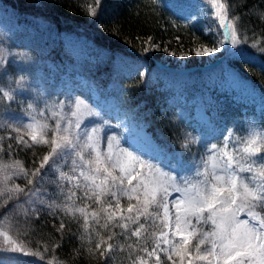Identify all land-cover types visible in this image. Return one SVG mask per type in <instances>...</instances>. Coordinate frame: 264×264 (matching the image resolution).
<instances>
[{"label": "snow or ice", "instance_id": "snow-or-ice-1", "mask_svg": "<svg viewBox=\"0 0 264 264\" xmlns=\"http://www.w3.org/2000/svg\"><path fill=\"white\" fill-rule=\"evenodd\" d=\"M96 3L99 6L101 0H96ZM219 8L225 10L223 15L226 16L227 6L221 3ZM89 14L94 16L97 13ZM220 27L224 29V39L218 42L221 46L230 42L235 49L246 42L241 39L232 20L221 18ZM149 50L144 49L145 52ZM219 51L220 47H205L203 54L211 55ZM0 52H7V57L14 55L2 45ZM7 57H4L5 62ZM3 68L4 64L0 63V69ZM16 85L21 91L32 93L37 103L47 100L38 85L29 83L27 76L18 77ZM16 95V89L0 88V102L13 101ZM22 103L25 105L22 117L14 122L4 121L10 130L8 139H13L12 133L15 131L17 145H29L30 140L32 144H50V151L30 173L19 161L11 165L17 169L13 175L25 178L27 185L21 187L17 184L6 188L8 200L4 207L15 200L17 204L28 205L29 211L37 217L42 211L52 209L54 201L49 202L44 198L47 189L42 187L46 183V170H52L56 173V179L51 183L67 200L76 196V192L70 189L65 192L67 186L74 182L76 188L83 190L85 197L91 193L97 203L101 201V197L110 196L116 202V208H120V199L127 197L128 216L121 215V220L137 224L141 216L145 219L159 218L162 227L158 235L153 233L155 247L151 252H147L145 248L148 256L156 257V264H162L160 254L166 256L172 264H176L174 256L179 257L180 264H184L186 258L187 264H264V128L257 130L255 121L248 122V135L235 139L231 150L229 144L233 140V130L230 129L229 135L224 136L222 141L223 147H218L217 144L207 147L211 164L209 158H202L199 164L194 163L181 174L179 170L183 168V153L179 158L173 157L177 160L173 169L163 159L154 162V159H146L142 154L127 148L108 150L112 148L111 135L106 137L107 148L98 146L94 134L106 126L107 122L98 127L89 126L81 119H77L75 123L71 119L63 123L58 121L51 130L49 141L46 138L49 126L32 115L31 100ZM56 103L62 109L79 110L82 99L65 94L62 99L57 97ZM85 108V112L79 113L82 117L101 114L100 105L87 104ZM45 111L46 108L41 109V115ZM71 115L76 116L77 111H73ZM25 120L28 122L25 123ZM37 127L39 134L32 131ZM22 129L29 130L28 139L19 135ZM2 147L0 145V149ZM11 147L10 144L9 150ZM182 147L187 150L189 145L184 143ZM65 167L70 172H65ZM242 173L248 175H241ZM81 178L86 183H82ZM173 193L177 195L173 197ZM169 197L173 198L169 200ZM133 199L137 201L136 205L131 203ZM149 209L157 211L153 213ZM75 211L83 213V209ZM133 213L136 214L135 219ZM241 213L247 218H242ZM85 220L87 221V215ZM202 225L210 227L205 229ZM120 227L126 230L128 224H121ZM63 228L62 223L61 229ZM144 228V224H139L131 235L141 237ZM0 235L5 242L11 241L7 232H0ZM100 248L101 244L97 243L96 249ZM112 249L113 245L109 243L107 249L99 254L107 259L106 254ZM9 250L17 252L22 249L13 246Z\"/></svg>", "mask_w": 264, "mask_h": 264}, {"label": "trees", "instance_id": "trees-1", "mask_svg": "<svg viewBox=\"0 0 264 264\" xmlns=\"http://www.w3.org/2000/svg\"><path fill=\"white\" fill-rule=\"evenodd\" d=\"M0 1L10 5L13 10L16 9L15 13L21 15L29 24L34 20L41 21L58 32L75 33L85 37L99 49L106 50L108 56L94 58L89 63L83 60L79 72L87 81L92 82L102 95L113 96L117 105L125 112L132 113L137 120H142L147 132L159 146L173 154L177 153L179 157L183 153V168L179 170L181 173L194 164L196 154L193 153V147L189 145L185 150L179 136L184 128L192 129L198 126L189 127V121L179 120L171 113L167 115L160 110V100L165 90L159 88L160 82L150 80L145 70L131 68L126 73L116 74L117 68L111 61L110 53L138 59L146 69H152L157 62L166 63L162 58V51L191 55L196 45L212 42L209 34L168 11L163 5V0H104L103 7L94 17L89 14L90 4L96 0ZM221 2L227 6L228 20L234 18L240 35L256 45H253L255 49H248V52L264 61V0ZM145 48L150 50L145 52ZM56 54L61 57L59 52ZM227 60L228 65L250 79L264 94L263 69L240 56L228 57ZM4 73L2 72L3 76L0 75V81ZM109 83L111 85L107 87ZM195 84L194 81L182 90L185 103L179 108L186 111L187 115L194 112ZM5 106L4 101L0 102V111L4 110ZM46 138L51 140V129ZM0 145L3 146L0 149V162L19 161L29 173L39 166L43 156L50 151V144H32L30 141L29 145H17L15 137L9 140L4 129H0ZM14 183L25 187L27 180L16 176ZM53 193V208L42 211L37 217L33 213L20 210L21 204H17L15 200L8 202L7 207H4L8 194L6 188L0 192V219H6L10 233L26 246L20 255H5L14 263L142 264V256L155 246L153 233L157 234L158 231L146 228L151 220L142 218L139 223L144 224L145 228L141 237L132 236L134 229L131 225L127 223L128 228L122 229L120 225L125 224L124 221L108 213L106 207L111 201L110 196L101 197V201L97 203L93 195L84 201L75 196L67 200L55 187ZM76 209H83V213L75 211ZM93 213L96 215L93 216ZM97 243L101 244L103 249L109 243L113 245L107 259L100 256L101 248L96 249ZM173 259L176 264H180L179 257L174 256ZM160 260L162 264H172L163 254Z\"/></svg>", "mask_w": 264, "mask_h": 264}, {"label": "rangeland", "instance_id": "rangeland-1", "mask_svg": "<svg viewBox=\"0 0 264 264\" xmlns=\"http://www.w3.org/2000/svg\"><path fill=\"white\" fill-rule=\"evenodd\" d=\"M103 2L104 0H101L99 6H97L96 1L91 3L90 12L98 14L103 7ZM163 3L168 11L209 34L212 42L196 45L191 55L162 51V58L166 63L164 65L158 63L152 69H146V66L138 59H131L119 53H110L111 61L117 68L116 74L126 73L131 68H139L146 71V75L150 80L160 82L159 88L165 90L160 100V104H162L160 110L166 114L171 113L179 120L193 118V124L202 126L200 129L203 128V133L200 134L198 129L189 130L184 128L179 138L182 144L187 143L193 147V153L196 154L195 164H199L202 158H209L211 164L212 161L207 147H210L211 144L223 147L222 141L224 136L229 135L228 130H233V140L229 144V150H231L235 139H242L248 135L249 121H255L257 130L264 128V95L237 69L227 65V58L240 56L253 60L263 69L264 61L257 60L253 54L248 52V49L256 48L253 46L255 44L248 42L241 35V39L246 42L238 45L235 49L230 42L225 43L223 46L218 43L224 39V29L220 27L221 18L228 20L227 15H223L225 10L219 8V4L222 3L221 0H163ZM14 10L16 11V9ZM14 10L10 5H5L0 1V45L14 54L7 57V52H0V63L4 64V68L0 69V75L5 72L2 81H0V88L5 90L16 89L17 93L15 100L4 101L6 106L4 110L0 111V129H4L8 134L10 130L5 126L4 121L14 122L19 120L25 110L22 101L31 100L33 104L32 115L41 123L48 124L51 130L55 128L58 121L63 123L69 119L73 123L77 119H81L89 126L96 125L98 127L107 122L106 126L94 134L98 146L107 148L106 137L111 135L113 136L112 148L108 150L127 148L142 154L146 159H154V162L163 159L169 168H175L177 160L173 159L168 150H162L157 146L145 130L141 120H137L132 113H127L118 107L117 102L111 96L102 97L99 89L79 74L83 60L89 63L94 58L108 56L106 50L99 49L85 37H80L75 33L58 32L41 21L34 20L33 23L29 24ZM230 20L237 28L234 18ZM214 46L220 47V51L211 55L203 54L205 47L211 48ZM58 52L61 57H57L56 53ZM197 53L201 54L198 55ZM4 57H7L6 62ZM169 63L173 65H169ZM194 65H200L201 67L189 68ZM25 67L27 68L25 69ZM21 75L27 76L29 83L38 85L39 90L47 97V100L37 103L32 93L23 92L17 88L16 80ZM194 81L196 82V85L193 86L196 89V95L193 98L194 112L192 115H187L186 111L179 108L182 103L180 91L182 86H188ZM108 86H110V83ZM65 94L81 97L82 103L79 110L75 108L62 109L56 103V98L60 97L62 99ZM87 104L100 105V116H80V112L86 111L85 105ZM44 108H46V111L41 115V109ZM73 111H77L76 116L71 115ZM27 122L25 120V123ZM32 131L39 134L38 127ZM12 135L16 137L17 133L13 131ZM19 135H23L25 139H28L29 130L22 129ZM175 157L178 158L176 155ZM13 164L15 162H0V192H3V189L7 187L10 188L16 185L14 183L16 175H13V173L17 169L11 167ZM63 170L70 172L67 167ZM181 174H184V172ZM241 175L247 176L248 173H242ZM6 177L7 179H5ZM55 179L56 173L52 170H46L44 176L46 183L42 187L47 189L44 198L49 202L54 198L53 188H56V186L51 181ZM81 182L86 183L83 178H81ZM69 189L76 192L75 197L84 201L92 195L89 193L85 197L83 190L76 188L74 182L67 186L65 192L67 193ZM176 195V193H173V197ZM173 197H169V200ZM128 203L127 197H122L120 208H116V202L111 198L106 208L108 213L114 217L120 218L121 215L126 217L128 216ZM131 203L136 205L137 201L133 199ZM19 209L30 212L26 204H21ZM149 211L155 213L157 210L149 209ZM135 215V213L132 214L133 219H135ZM241 216L247 218L244 217L243 213H241ZM142 218L144 217L141 216L140 220ZM149 219L152 222L149 221L146 228H150L154 232L155 230L158 231V235L162 227L159 218L149 217ZM5 221V218L0 219V232H7L11 237V241L5 242L4 237L0 235V264H16L11 261L10 257H5V255H20L25 251L26 246L19 239L17 240L13 233H10ZM121 221L131 225L134 231L141 224H133L128 220ZM202 226L205 229L210 227V225ZM13 241L15 244H13ZM13 246L22 250L12 252L9 249ZM106 249L107 247L101 248V251ZM108 254L109 252L106 255ZM193 255H195V249ZM185 262L187 264V258ZM140 263L156 264V257H150L146 254L144 257L142 256Z\"/></svg>", "mask_w": 264, "mask_h": 264}]
</instances>
